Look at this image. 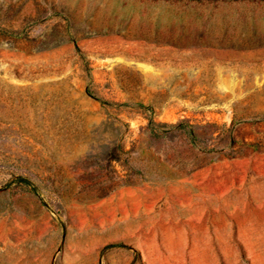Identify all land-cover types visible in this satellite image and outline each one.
Returning a JSON list of instances; mask_svg holds the SVG:
<instances>
[{"label": "rangeland", "instance_id": "obj_1", "mask_svg": "<svg viewBox=\"0 0 264 264\" xmlns=\"http://www.w3.org/2000/svg\"><path fill=\"white\" fill-rule=\"evenodd\" d=\"M0 264H264V0H0Z\"/></svg>", "mask_w": 264, "mask_h": 264}, {"label": "trees", "instance_id": "obj_2", "mask_svg": "<svg viewBox=\"0 0 264 264\" xmlns=\"http://www.w3.org/2000/svg\"><path fill=\"white\" fill-rule=\"evenodd\" d=\"M218 128L216 124H192L189 119L180 120L175 123H168V122H155L151 120L148 124V129L150 136L155 139H162L170 142V144L175 143L177 140L181 139L188 145L191 146H200L202 143L206 142L207 139H211L214 136L215 129H211L209 131H204L203 128ZM210 135V136H207ZM122 153L126 154L128 161L131 159V150H125L123 147L121 148ZM234 157V153L230 154ZM113 159L119 160V156L114 155ZM131 169V168H130ZM131 171V170H129ZM130 173V172H129ZM130 177H132V173L129 174V178L125 180L124 184H131Z\"/></svg>", "mask_w": 264, "mask_h": 264}]
</instances>
